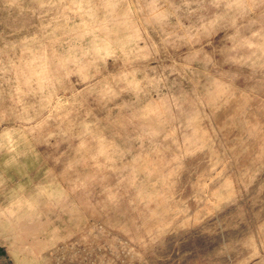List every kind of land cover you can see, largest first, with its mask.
<instances>
[{"label":"rangeland","instance_id":"rangeland-1","mask_svg":"<svg viewBox=\"0 0 264 264\" xmlns=\"http://www.w3.org/2000/svg\"><path fill=\"white\" fill-rule=\"evenodd\" d=\"M0 264H264V0H0Z\"/></svg>","mask_w":264,"mask_h":264}]
</instances>
